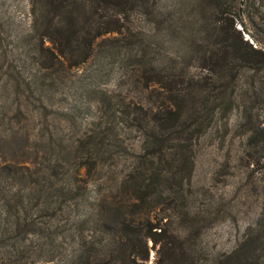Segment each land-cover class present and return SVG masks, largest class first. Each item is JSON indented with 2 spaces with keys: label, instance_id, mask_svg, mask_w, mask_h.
<instances>
[{
  "label": "trees",
  "instance_id": "trees-1",
  "mask_svg": "<svg viewBox=\"0 0 264 264\" xmlns=\"http://www.w3.org/2000/svg\"><path fill=\"white\" fill-rule=\"evenodd\" d=\"M30 1L32 29H40V37L53 43L43 55L51 63L33 67L26 75L23 86L17 88H23L19 94L24 100L0 101V208L12 212L15 207L20 213L31 208L36 199L42 200L37 204L46 212L63 209L59 193L55 202L51 200L52 191L61 185L57 187L50 179L55 169L64 166L51 153L66 149L60 136L55 135L56 142L50 141L53 125L43 108L51 104L56 72L68 64L80 66L101 45V38L112 39L121 47H117L121 68L116 80L140 93L131 99H126L122 91L116 95L102 93L91 106L97 107L105 120L93 119L91 128L73 142L72 153L65 152V164L85 166L89 174L98 171L103 184L98 185V191L104 192L110 181L113 184L80 215L94 228L92 233H80L67 264H147L148 241L159 247L167 244L161 237V225L146 217L153 189L168 182L181 185L176 192L183 190L181 165L192 168L193 141L208 128L214 113L241 107L242 120L251 123L246 135L249 141L264 134V122L256 125L250 106L245 105L249 99L258 102L264 93V37L251 31L240 17L238 5L242 0ZM246 1L248 7L264 3ZM135 13L149 19V28L133 25ZM243 30L250 33L252 41ZM185 57L203 70L197 75L190 73L192 63L184 61ZM57 64L60 68H55ZM144 91L155 97L153 102L141 96ZM30 106L36 108V114L26 119L41 118V126L36 127L40 133L32 146L28 140L34 127H28V120L21 123L22 115L31 112ZM116 116L136 133L135 143H125L115 132ZM120 146H132L134 151L122 174H115L113 164L105 165L101 159H113L115 147ZM15 156L21 159L16 161ZM37 158L49 160L44 168L46 177L39 178L40 172L33 167L40 164ZM70 173L67 170V176ZM70 188L77 191L83 187L76 181ZM120 189L125 190L123 199L118 196ZM140 208L147 211L141 213ZM242 260L238 264H247ZM156 264L204 263L194 258L185 243H179L169 246L166 257ZM210 264H228V253Z\"/></svg>",
  "mask_w": 264,
  "mask_h": 264
},
{
  "label": "rangeland",
  "instance_id": "rangeland-1",
  "mask_svg": "<svg viewBox=\"0 0 264 264\" xmlns=\"http://www.w3.org/2000/svg\"><path fill=\"white\" fill-rule=\"evenodd\" d=\"M249 6L246 0L239 2L240 17L251 31L264 37V3ZM132 19L134 26L149 28V19L137 13ZM32 22L30 0H0V101L5 103L24 100L19 94L23 88H17L23 86L26 75L33 67L51 63L43 55L53 43L43 40L39 35L41 30L32 29ZM237 26L242 27L240 22ZM243 32L252 41L250 33ZM100 40L101 45H97L91 57L80 66L68 64L62 67L64 70L56 72L51 104L43 108L53 125V128L50 125V141L56 142V136H60L66 149L60 154L57 149L51 153L64 166L55 169L50 179L57 187L61 185L60 189L55 188L57 194L52 191L51 200L55 202L59 193L63 209L46 212L37 204L42 200L36 199L31 208L20 213L15 207L12 212L7 207L5 212L0 208V264H67L78 246L80 233H92L94 228L90 220L82 218V221L80 215L113 186L110 181L104 192L98 191V185L103 187L98 171L89 174L85 166L77 168L69 166L70 162L64 163V155L72 153L73 142L91 128L93 119L96 122L105 120L100 118L99 109L91 106L102 93L116 95L122 91L126 99L138 97L140 93L139 89L116 80L121 68L118 43L112 39ZM187 60L192 63L188 69L190 73L197 75L203 70L193 59L185 57L184 61ZM141 96L150 102L155 99L150 91H144ZM252 101L249 99L245 105L250 106V116L258 125L264 122V93L258 102L254 100L252 104ZM30 108L31 112L22 115V124L36 114V108ZM240 108L234 106L229 112L214 113L208 128L194 139L190 151L194 164L192 168L189 164L181 165L184 176L181 192L175 191L181 187L179 184L172 186L165 182L154 187L155 193L148 205L151 210L146 217L161 225V237L167 244L154 246L149 240L147 264H156L158 259L166 257L169 246L179 243H185L194 258L204 264H210L223 253H228V264H238L240 259L247 264H264V134L249 141L246 135L251 123L242 120ZM43 119L46 121L45 117ZM114 119L115 132L121 140L135 143L136 133L127 123H121L120 117ZM40 120H28V127H34L28 140L31 146L40 133L36 128L41 126ZM127 147H115L114 158L104 156L101 163L113 164L114 173L122 174L134 151L132 146ZM35 148L40 146L35 145ZM41 151L39 149L38 153ZM38 160L40 164L31 165L40 172L39 178L46 177L44 168L49 160ZM67 170L72 175L67 176ZM101 176L105 177L102 171ZM76 181L83 187L77 191L70 188ZM124 191L118 192L122 199L126 195ZM145 211L140 208L141 213Z\"/></svg>",
  "mask_w": 264,
  "mask_h": 264
}]
</instances>
